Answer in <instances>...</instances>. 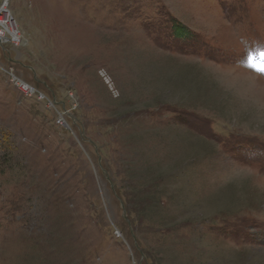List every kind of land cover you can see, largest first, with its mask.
<instances>
[{"label":"rangeland","instance_id":"rangeland-1","mask_svg":"<svg viewBox=\"0 0 264 264\" xmlns=\"http://www.w3.org/2000/svg\"><path fill=\"white\" fill-rule=\"evenodd\" d=\"M9 6L0 264H264V0Z\"/></svg>","mask_w":264,"mask_h":264},{"label":"built area","instance_id":"built-area-1","mask_svg":"<svg viewBox=\"0 0 264 264\" xmlns=\"http://www.w3.org/2000/svg\"><path fill=\"white\" fill-rule=\"evenodd\" d=\"M8 39L15 46H21L24 38L17 26L13 12L9 6V0H0V41ZM16 84L24 92L33 93L34 89L20 79L15 80ZM43 95V94H42ZM58 123H63V116L58 117Z\"/></svg>","mask_w":264,"mask_h":264},{"label":"snow or ice","instance_id":"snow-or-ice-1","mask_svg":"<svg viewBox=\"0 0 264 264\" xmlns=\"http://www.w3.org/2000/svg\"><path fill=\"white\" fill-rule=\"evenodd\" d=\"M252 60V56L251 55H248V60H247V63L250 65V62ZM243 62V61H242Z\"/></svg>","mask_w":264,"mask_h":264}]
</instances>
